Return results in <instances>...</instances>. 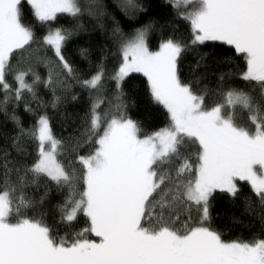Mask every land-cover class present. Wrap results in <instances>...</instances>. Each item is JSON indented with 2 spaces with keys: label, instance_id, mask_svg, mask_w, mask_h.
<instances>
[{
  "label": "snow or ice",
  "instance_id": "6c2138e0",
  "mask_svg": "<svg viewBox=\"0 0 264 264\" xmlns=\"http://www.w3.org/2000/svg\"><path fill=\"white\" fill-rule=\"evenodd\" d=\"M21 3L0 0V113L19 128L11 147L23 156L22 141L28 138L37 142L38 155L30 166H22L10 159L7 148H0V264H264V239L226 242L206 226L212 219L213 193L238 198L237 181L250 184L255 200L245 199V213L259 217L264 226V0H168L178 17L190 22L191 38H169L158 51L149 49L151 23L124 36L115 13L103 11V0H27L41 24L68 14L76 21L83 15L97 20L108 15L116 25L113 35L120 40L122 62L113 79L121 90L112 113L101 115L97 109L104 101L93 102L85 142L95 150L77 157L79 170L57 159L62 141L53 135L46 115L26 131L9 105L28 94L36 99L41 84L55 96L56 86L64 82L53 69L72 75L62 47L80 25L49 30L42 42L36 41L33 30L21 22ZM111 6L130 18L143 11L139 0H112ZM208 41H221L242 55L247 65L242 79L253 83L251 92L230 89L221 103L206 107L205 97L184 82L183 54ZM34 42L53 50L57 58L46 65V79L34 67L47 60L39 50L28 57L27 68L12 64L14 54L30 52ZM81 55L86 57L87 50L81 49ZM206 58L201 53L192 71ZM131 73L147 78L152 101L169 117L166 127L150 135L142 136L140 123L126 112L121 84ZM102 81L101 68L81 83L99 91ZM59 100L56 96L54 107ZM241 114L250 124L238 122ZM40 182L69 189L59 205L63 224L71 227L82 214L88 226L74 236H58L31 217L28 213L45 197L34 200L26 190ZM81 182L83 189L77 193L75 186ZM193 207L198 226L187 221L175 226L181 210ZM87 234L99 239H88Z\"/></svg>",
  "mask_w": 264,
  "mask_h": 264
},
{
  "label": "trees",
  "instance_id": "16d2710c",
  "mask_svg": "<svg viewBox=\"0 0 264 264\" xmlns=\"http://www.w3.org/2000/svg\"><path fill=\"white\" fill-rule=\"evenodd\" d=\"M143 11H137L130 18L123 12L116 11L111 5L112 0H103L107 5L103 9L106 13H115L119 21L121 33L128 36L137 28H141L151 23L153 29L148 34V44L151 50L159 49V45L164 40L174 38L182 41H189L191 38L190 22L177 16V10L173 8L168 0H139ZM21 22L30 27L34 32L36 41L43 40L49 30L56 28L72 29L78 23L80 26L65 41L62 52L65 59L73 68L71 76L60 72L58 68L53 70L58 74L56 79L63 81V85H57L55 96L53 89L45 88L43 84L37 88V98L33 99L30 94L26 95L21 101L9 105V112L15 111L19 117L21 126L26 130L37 127L38 119L46 115L49 118L53 135L62 141V146L57 153L58 160L66 167L81 169L77 157L89 155L95 150V145L87 143L85 132L90 124V109L96 100L104 102L97 109L103 115L105 112L115 111L114 104L116 97L121 89L117 88V82L113 77L122 57L119 54L120 40L113 35V28L116 26L110 16L105 15L97 20L93 16L83 15L76 21L68 14H58L57 20L41 24L31 9L27 0L21 3ZM81 49L87 50V56L81 55ZM47 57L45 63L34 66L42 79H46L49 67L48 62H55L56 57L53 50L47 46L40 47L34 42L30 52L23 56L14 54L12 61L13 67L27 68L28 57L37 55ZM201 53H206L207 58L200 63L199 68H195ZM182 79L193 86V90L198 95L205 97V106L212 107L221 103L223 93L230 89L251 92L253 83L244 81L242 74L247 70L246 61L241 54L235 53L232 46L226 45L221 41H208L204 45L197 46L194 50L186 52L182 57ZM103 69L102 87L92 90L84 87L81 81L90 79L100 69ZM224 77V79H221ZM10 83H13L12 76H8ZM29 82H31L29 80ZM124 92V101L128 105L127 115L140 123L143 135H150L160 128L166 127L169 117L166 109L162 105L156 104L151 99L150 88L147 78L142 73H131L121 84ZM2 96V93H0ZM56 96L60 97L56 106H53ZM73 96L75 99H73ZM26 109H31L26 110ZM237 120L242 125L247 121L246 115H238ZM19 132L15 122L0 113V148H7L10 159H15L19 165L30 166L37 158V142L25 138L24 143L26 152L23 156L16 152L12 145V138ZM191 160L195 162L196 147L189 149ZM79 175V171L77 173ZM240 189L238 198L233 199L230 194L216 190L213 193L212 208L210 209L212 219L206 225L222 234V239L226 242L244 241L251 242L256 239H264V226L259 217L245 213V199L251 197L255 200L251 192L250 184L245 181H237ZM77 193L83 189L82 182L76 186ZM27 195L39 201L45 197L42 204L35 212L28 214L50 227L58 236H74L76 232L88 226L86 218L80 214L71 227L61 222L59 205L63 203L69 194L67 187L57 188L54 182L45 184L40 182L31 185L26 190ZM47 195L45 196V193ZM78 198V194H77ZM159 211V209H157ZM168 213H165L167 217ZM188 222L191 227L198 226L199 217L196 209L191 211L181 210L180 221L175 226ZM88 239L98 240L94 234H87Z\"/></svg>",
  "mask_w": 264,
  "mask_h": 264
},
{
  "label": "rangeland",
  "instance_id": "374dc122",
  "mask_svg": "<svg viewBox=\"0 0 264 264\" xmlns=\"http://www.w3.org/2000/svg\"><path fill=\"white\" fill-rule=\"evenodd\" d=\"M53 30H55V29H53ZM150 49V48H149ZM151 50V49H150ZM159 49H157V50H151V51H158ZM62 54H63V52H62ZM43 116H45V115H43ZM39 120V119H38ZM38 126V125H37ZM59 151V150H58ZM57 159H58V157H57Z\"/></svg>",
  "mask_w": 264,
  "mask_h": 264
}]
</instances>
